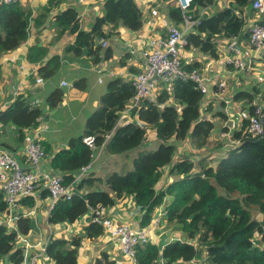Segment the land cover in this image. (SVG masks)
<instances>
[{"label":"trees","instance_id":"1","mask_svg":"<svg viewBox=\"0 0 264 264\" xmlns=\"http://www.w3.org/2000/svg\"><path fill=\"white\" fill-rule=\"evenodd\" d=\"M213 1H193L190 13L198 18V24L186 34L185 48L193 46L212 58H218L219 38L229 41L244 35L249 40L248 28L244 30V17L236 11L251 4L252 0H233L228 7L210 15L205 13L202 17L198 15L199 10L191 12L192 8H205ZM52 3L54 0L48 1V4ZM100 10L101 15L94 18L88 30L80 27L78 12L72 7L54 15V25L75 33L74 41L64 49L66 53L86 55L93 64H98L112 57L111 48L103 47L101 40H107L119 27L130 31L142 27V11L135 0H103ZM30 16L31 10L20 2L0 5V53L15 50L25 42ZM169 16L175 23L183 22L177 6L170 7ZM108 25L110 31L104 32V26ZM58 59V56L52 57L48 65ZM183 66L186 70L200 67L198 63ZM55 69L56 65L50 69L42 66L37 71L43 78H48ZM72 85L85 89L86 80H74ZM133 94L130 81L119 77L108 80L105 91L98 97L97 107L85 119L83 132L70 136L65 148L50 154V171L62 174L64 182L72 184L79 169L92 161L94 149L83 142L85 135L94 136L97 150L103 145L109 153L120 154L140 148L145 141L146 128L150 127L158 142L156 148L141 149L133 159L132 170L124 174L110 173L105 179L109 191L92 189L97 178L91 174L80 178L69 200L54 203L46 222L49 225L73 223L89 207L99 204L109 207L116 200L132 195L142 212L141 224L149 226L155 209L168 198L164 223L178 225L188 239H195V243L172 240L163 245L150 242L137 245L135 264H192L194 258L204 259L208 264H264V137H253L247 130L248 119H244L241 127L232 133L239 145L228 150L215 167L205 166L197 174H192V163L184 158L170 170L178 178L156 190L161 169L170 162L174 152L171 139L184 140L190 134L192 142L202 146L207 143L214 124L209 119H201L204 97L196 84L189 79L177 78L169 89L162 88L158 92L155 101L145 99L140 103L136 113L143 127L137 122L117 126L119 116ZM63 96L64 90L60 87L46 93L42 101L32 93L19 94L0 112V125L10 127L16 141L21 143L26 136L25 129L38 125L43 105L54 108L61 103ZM253 99L254 94L248 91H238L233 96V100H245L248 104ZM107 134L110 135L108 138ZM41 144L46 152H51L49 144ZM211 180L224 194L217 191ZM82 189L86 192L83 193ZM20 203L30 208L35 200L23 197ZM5 207L0 190V211ZM251 207L255 213L261 214L260 220L252 215ZM34 228V220L27 216H20L11 228L0 224V260L7 258L10 264H21L23 249L18 245V235H28ZM84 230L89 239L103 233V228L92 221ZM256 236L260 244L255 243ZM81 241L82 237L77 234L70 239L50 237L45 253L55 264H77ZM95 264H101V260L96 259Z\"/></svg>","mask_w":264,"mask_h":264},{"label":"crops","instance_id":"2","mask_svg":"<svg viewBox=\"0 0 264 264\" xmlns=\"http://www.w3.org/2000/svg\"><path fill=\"white\" fill-rule=\"evenodd\" d=\"M48 1L21 0L20 4L31 10L27 39L17 49L0 53V112L19 94L32 93L38 97L37 100L42 101V97L53 88L60 87L64 90V96L59 105L54 108H49L46 104L43 105V114L38 119V125L32 129H25L26 136L21 143L16 141L10 127H0V147L12 152L20 164L27 169L28 166H26L22 154L26 140L36 138L40 143L50 145L51 152H47V157L41 165L43 171L51 170V153L65 148L66 141L70 136L83 132L85 119L97 107L98 97L105 91V83L116 77L129 80L141 70V51L147 39L150 36L166 35L167 29L171 25L185 29L184 23H175L169 16L170 7L176 6L173 0H135L142 11V27L138 31H130L124 27L115 30L114 34L107 39L106 45L111 48L112 57L93 64L90 57L86 55L74 56L64 51L65 47L74 41L75 33H71L68 28L65 30L58 28L54 25L53 17L56 13L72 7L78 12L80 27L88 30L94 18L101 15L100 6L103 0H54L55 3L52 4H48ZM232 2L233 0H214L205 8H192L191 12L199 10L198 15L202 17L205 13L210 15L228 7ZM236 12L244 17V30L251 24L264 20V10L255 11L251 4L237 8ZM194 17L196 16L194 15ZM194 27L195 25L189 27L187 32L192 31ZM110 29V25L104 26L103 31L108 32ZM243 36L235 38V42L240 51V57L243 59L251 57L249 71H238L223 63V48L228 42L227 39L219 38L218 40V58H212L193 46L183 47L181 53L183 65L198 63L200 65L199 73L207 79L208 92L205 96L203 95L200 116L201 119L212 121L214 128L209 134L207 143L202 146L194 144L190 134L183 141L176 142L175 151L171 157L173 163L183 158L198 159L200 167H215L229 150L224 147V140L220 138V132L229 130L233 133L234 130H238L242 121L248 119L250 106L254 103L264 102V49L253 55L248 37L244 38ZM54 56L59 57L58 61L48 65ZM54 65H56L54 74L48 78L42 76L43 84L37 85L35 73H38V68L48 66L50 69ZM100 71L101 74L98 73ZM99 75H102L101 83L97 81ZM81 78L86 80L85 89H79L72 85L74 80ZM221 79L225 80L226 85L219 89L217 84ZM61 82H66L67 85L62 86ZM238 91L253 93V102L248 104L245 100H233L234 94ZM123 111L117 126L138 121L136 113L130 114V112ZM153 140L148 138L140 148L152 146ZM101 152H104L103 160L106 162L110 161V158L119 157V154L109 153L105 146L102 147L97 151V157L87 175L91 174L99 164L98 157ZM117 160L115 159L113 162ZM201 160L206 161L205 164L208 165H205ZM172 166L168 164L161 169V177L156 184V190L178 178L171 174ZM101 167L102 164L99 165V168ZM78 182H75L72 187H75ZM81 191L86 192L85 189ZM44 193L46 196H43ZM34 200L33 207L24 206L22 209L27 213V217L33 219L35 223V228L25 236L32 244H36L39 239L48 240L50 237L70 239L72 235L77 234L82 237L77 253V264H95L96 259H100L101 264H135L122 256L118 242L108 235L102 233L93 239L86 238L84 227L91 222L89 211L73 223L49 225L46 218L51 206L46 190H39L34 196ZM168 203L169 199L166 198L164 205ZM159 208L161 206L155 209L152 220ZM108 212L115 221L127 223L133 229H151L149 232L150 243L163 245L167 241L186 240L185 234L178 225H166L162 221L158 227L152 228V222L149 226H143L141 224L142 212L132 195L116 200L112 206L108 207ZM254 216L258 220L261 219L260 213H255ZM5 219L4 211H0V224H5ZM254 241L256 244H260L258 236ZM192 242L195 241L190 240V243ZM18 245L20 246V243ZM34 250L36 251L37 247L30 249L31 252ZM196 259L199 260V258ZM0 264L10 263L7 258H3L0 260ZM38 264L55 263L49 259H41Z\"/></svg>","mask_w":264,"mask_h":264},{"label":"built area","instance_id":"3","mask_svg":"<svg viewBox=\"0 0 264 264\" xmlns=\"http://www.w3.org/2000/svg\"><path fill=\"white\" fill-rule=\"evenodd\" d=\"M173 1L182 12V23H184L185 29L171 25L168 27L166 35L150 36L147 39L141 51L142 68L128 80L134 87V94L123 112L136 113L143 100L155 101L158 92L162 88L169 89L177 78L193 81L204 96L208 92L207 79L197 69H184L182 63L181 53L183 47L187 45V29L198 24V18L190 13L194 0ZM16 2H21V0H0V5ZM251 7L256 11H263L264 0H252ZM248 33L250 50L253 55H256L264 49V22L251 24ZM101 42L103 47L107 45V40H101ZM223 53V63L225 65L232 66L238 71H249L251 69V57L248 59L240 57L235 38L226 42ZM98 73L101 74V71ZM101 79L102 75H99L97 81L101 83ZM35 83L37 85L43 84V78L39 73H35ZM61 85L65 86L67 83L61 82ZM225 85L224 79L219 80L217 84L219 89L224 88ZM137 123L143 127L141 121L138 120ZM247 130L253 137H264V102L252 104V112L248 116ZM219 135L224 140V147L229 150L239 145V140L234 139L229 130L222 131ZM109 136L107 134L106 138ZM83 142L94 149L92 161L79 169L75 174V180L70 185L64 182L62 174L41 169L42 162L47 157V152L38 139L30 138L26 140L23 146L22 154L28 169L20 164L12 152L0 148V190L6 202L4 214L6 215L5 224L8 228L13 227L20 216H27V213L22 210L24 206L20 203L23 197L34 198L39 190L44 189L48 192L51 207L58 200H69L72 197L74 192L72 185L87 175L97 157V151L103 147V145L100 146L98 150L95 148L93 135H85ZM88 211L91 221L100 225L104 234L118 242L119 250L126 260L134 262L135 247L150 242L149 232L151 229H133L127 223L115 221L110 216L107 206L99 204L95 207H89ZM165 216L166 209L164 207L159 208L155 212L151 227L160 226ZM18 239V243L24 248H22L23 259L21 264H38L39 260L48 259L45 253L48 240L39 239L36 244H32L23 235H18ZM33 247H37V250L31 252L30 249ZM192 264H204V262L196 259Z\"/></svg>","mask_w":264,"mask_h":264},{"label":"rangeland","instance_id":"4","mask_svg":"<svg viewBox=\"0 0 264 264\" xmlns=\"http://www.w3.org/2000/svg\"><path fill=\"white\" fill-rule=\"evenodd\" d=\"M151 135H153V137H151ZM148 138L150 139H154V143L152 146H145L146 149H154L156 148L158 142L155 140V136H154V133H153V129L150 128V127H147L146 128V134H145V140H147ZM179 141H183V140H174V139H171V142L172 144L174 145V151H175V143L176 142H179ZM2 148V147H0ZM4 149V148H3ZM144 149V148H142ZM141 150V148H133V149H130V150H127V151H124V152H121L119 154V157L117 158H110V161L106 162L105 160H103V157H104V152H101L99 157H98V162L99 164H97V166L94 168L93 172L91 173V176L97 178V180L95 181L94 183V186L92 187V189L94 190H103V191H109V188L105 182V179L106 177L112 173V172H116V173H119V174H124L130 170H132L133 168V159L139 154V151ZM115 159H118L116 162H113ZM180 160H184L183 159H180ZM179 160V161H180ZM191 163H192V169H191V173L192 174H197L198 172H200V170L202 169V167H200V163H199V160L198 159H188ZM203 161V160H201ZM204 164L206 163V161H203ZM175 163V162H174ZM173 163V159L170 160V162L168 163L170 166H172V164L174 165ZM102 164V167L99 168V165ZM166 164V165H168ZM165 165V166H166ZM205 165H208V164H205ZM212 181V184H214L216 187H217V191L221 194H224V191L218 187L213 180ZM161 207H164L166 205H164V203L162 205H159ZM110 207V206H109ZM166 209V208H165ZM250 211L252 212V215L254 216V213H255V210L253 207L250 208ZM41 227H43V225H40ZM147 229V228H146ZM184 233V232H183ZM185 234V233H184ZM23 236H27V235H23ZM186 236V234H185ZM183 240V239H182ZM181 240V241H182ZM190 240L191 239H188L186 237V240H183L185 242H188L190 243ZM195 241V239H192ZM28 241H29V238H28ZM30 242V241H29ZM193 244L195 242H192ZM21 248H23L21 245H20ZM24 249V248H23ZM30 252V251H29ZM123 256V255H122ZM196 258H194L191 263L195 260ZM196 261V260H195ZM200 261L204 262V264H208L207 262L204 261V259H200Z\"/></svg>","mask_w":264,"mask_h":264},{"label":"water","instance_id":"5","mask_svg":"<svg viewBox=\"0 0 264 264\" xmlns=\"http://www.w3.org/2000/svg\"><path fill=\"white\" fill-rule=\"evenodd\" d=\"M140 207V206H139Z\"/></svg>","mask_w":264,"mask_h":264}]
</instances>
